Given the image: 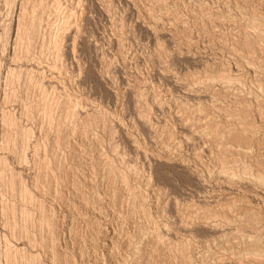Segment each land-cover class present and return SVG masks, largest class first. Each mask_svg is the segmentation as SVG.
Instances as JSON below:
<instances>
[{"label":"rangeland","instance_id":"374dc122","mask_svg":"<svg viewBox=\"0 0 264 264\" xmlns=\"http://www.w3.org/2000/svg\"><path fill=\"white\" fill-rule=\"evenodd\" d=\"M0 264H264V0H0Z\"/></svg>","mask_w":264,"mask_h":264},{"label":"bare ground","instance_id":"6f19581e","mask_svg":"<svg viewBox=\"0 0 264 264\" xmlns=\"http://www.w3.org/2000/svg\"><path fill=\"white\" fill-rule=\"evenodd\" d=\"M179 1V0H178ZM178 21V20H177ZM260 30V29H259ZM255 31V30H254ZM31 34V33H30ZM261 35V34H260ZM253 45V44H252ZM235 51V50H234ZM235 52H237V51H235ZM238 53V52H237ZM245 56V55H244ZM247 64H248V62H247ZM250 64V63H249ZM249 64H248V67H249ZM251 66V65H250ZM256 70V69H255ZM255 72V71H254ZM258 72V71H257ZM209 77V76H208ZM211 77V76H210ZM220 77V76H219ZM208 79V78H207ZM236 79V78H235ZM238 79V78H237ZM213 82H214V80L213 79H211ZM224 80V79H223ZM207 81H210V80H207ZM222 81V80H221ZM226 82H228L227 80H225ZM237 81V80H236ZM236 81H235V83H236ZM224 82V81H223ZM223 82H221V84L223 83ZM226 82H224V83H226ZM230 82V81H229ZM234 81H232V83H233ZM240 82V81H239ZM210 83V82H209ZM234 83V84H235ZM237 83H238V81H237ZM220 84V85H221ZM228 85H226V88L229 86V83H227ZM233 84V85H234ZM232 84H230V86H231ZM222 86V85H221ZM228 89V88H227ZM195 91V90H194ZM213 106V105H212ZM216 134V133H215ZM219 137V136H218ZM167 146V145H166ZM193 167V166H192ZM110 168V167H109ZM233 175V174H232ZM261 177V176H260ZM234 180V179H233ZM260 180V179H259ZM244 206V205H243ZM233 211V210H232ZM24 214V213H23ZM46 214V213H45ZM50 222V221H49ZM257 247V246H256ZM37 261V260H36Z\"/></svg>","mask_w":264,"mask_h":264}]
</instances>
